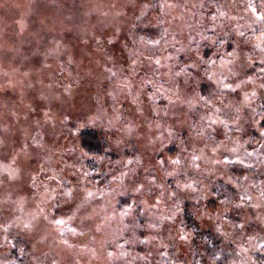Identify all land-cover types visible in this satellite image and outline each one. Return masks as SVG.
Returning a JSON list of instances; mask_svg holds the SVG:
<instances>
[{"label": "rangeland", "instance_id": "obj_1", "mask_svg": "<svg viewBox=\"0 0 264 264\" xmlns=\"http://www.w3.org/2000/svg\"><path fill=\"white\" fill-rule=\"evenodd\" d=\"M262 123L264 0H0V264H257Z\"/></svg>", "mask_w": 264, "mask_h": 264}, {"label": "trees", "instance_id": "obj_2", "mask_svg": "<svg viewBox=\"0 0 264 264\" xmlns=\"http://www.w3.org/2000/svg\"><path fill=\"white\" fill-rule=\"evenodd\" d=\"M262 126H264V123H262ZM80 140L81 148L87 155L91 156L92 154H101V144L93 134H82L80 136ZM257 256L259 257L257 264H264V253L261 252Z\"/></svg>", "mask_w": 264, "mask_h": 264}]
</instances>
